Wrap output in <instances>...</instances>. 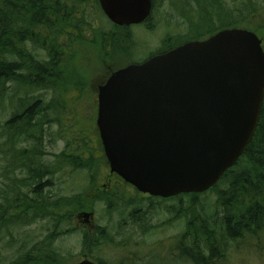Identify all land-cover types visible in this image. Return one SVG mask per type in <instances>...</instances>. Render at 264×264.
I'll return each instance as SVG.
<instances>
[{"label":"trees","instance_id":"1","mask_svg":"<svg viewBox=\"0 0 264 264\" xmlns=\"http://www.w3.org/2000/svg\"><path fill=\"white\" fill-rule=\"evenodd\" d=\"M185 4L201 15L197 24L191 22L188 25L200 31V26L205 23V31L203 29L198 34L193 32V36H189L190 41L206 39L231 28H247L264 39V27L258 29L254 24L264 11V0H186ZM178 13L183 17L182 13ZM108 28H113V24L102 11L99 0H0V103L6 90L11 87L26 95L48 90H53L55 95L71 89L84 92L87 81L81 79L84 77L81 74L78 75L80 79H68L67 62L72 59L74 47L78 45L83 48L97 46L100 48L99 55L103 54ZM122 29L126 30L127 27ZM126 41L127 49H132L128 37ZM113 44L114 39L108 38L107 58L115 48ZM31 46L35 47L36 54L30 50ZM170 47L166 50L172 49ZM131 54L132 50H127L126 57ZM8 84L11 86L8 87ZM58 102L52 99L45 104L42 100H36L6 123L2 138L7 142L5 155L11 159L8 165L11 169L32 168L36 152L31 156L25 149H19L18 144L24 135L37 128L40 118L60 124L61 106L58 104L61 102ZM31 126L35 128L30 129ZM98 148L109 168L100 138ZM62 164L65 166L61 170L67 167L89 173L91 170L90 166L83 165L75 155H68L67 152L60 155L58 167ZM51 174L46 170L44 174L31 176L29 184L18 186L21 189L34 188L38 199L23 195L17 191L18 188L6 189L2 194L0 234L10 232L12 227L31 225L39 219H50L53 224L42 241L25 251L20 250L8 264H66L57 241L71 232L73 215L69 208L72 206L67 201L72 199L78 205L72 208L73 211L88 210L90 206L87 202H80L78 198L82 195L68 197L65 201L49 199L44 193L52 180L44 179ZM224 183L226 187L220 189ZM211 192H217L220 211H199L197 198ZM173 199H178L180 203L189 199V204L182 205L184 211H180L178 216L184 219L186 228L176 241H171L177 253L171 254L173 260H166L168 264H228L230 243H239L247 236L260 237L264 231V105L252 142L218 184L205 193L184 194ZM119 202L120 199L115 206ZM112 205L113 201H108L109 208ZM99 241L107 246L117 243H114L107 229H100L96 237L94 233L86 235L85 257L97 264H104L99 257L95 258L96 255L90 253L98 248ZM117 247L122 248L123 244H117ZM149 264L163 263L152 259Z\"/></svg>","mask_w":264,"mask_h":264},{"label":"rangeland","instance_id":"2","mask_svg":"<svg viewBox=\"0 0 264 264\" xmlns=\"http://www.w3.org/2000/svg\"><path fill=\"white\" fill-rule=\"evenodd\" d=\"M185 3L186 0H153V11L147 23L126 30L114 27L113 24V28L106 29V47L101 55L98 53L100 48L94 45L74 47V55L67 62V77L80 79L78 75H83L81 79L87 81L84 92L78 93L71 89L55 95L53 90H48L26 95L25 92L11 87L6 90L0 103V202L4 190L29 184L31 176L44 174L47 170L52 173L44 179L52 180L44 193L49 199L65 201L68 197L82 195L78 198L80 202H87L90 206L88 210L73 211L78 205L72 199L67 201L73 208H69L73 215L71 232L57 241V247L64 255L66 264H77L85 258L86 235L91 236L94 233L96 237L100 229H107L114 243L123 244L119 248L117 244L107 246L102 241L97 243L98 248L90 253L95 254V258L99 257L104 264H149L152 259L168 264L166 260H173L171 254L177 253L171 241H176L186 228L184 219L178 216L180 211H184L182 205L188 206L189 199L180 203L178 199L150 197L112 175L99 152L100 136L96 122L98 88L107 81L112 72L132 63L143 62L165 51L169 46L173 48L190 41L189 36H193V32L198 34L203 29L205 31V23L200 26V31L195 26L192 28L188 25L191 22L197 24L201 15ZM255 21L258 29L264 27V11ZM110 37L114 39L115 48L107 58ZM127 37L132 49H127ZM30 50L37 53L34 46ZM127 50H132L128 58ZM52 99L62 104H58L61 106L60 124L49 123L40 118L37 128L24 135L18 144L19 149H25L31 156L36 152L32 168L11 169L8 166L11 159L5 155L7 142L2 138L6 123L36 100L48 104ZM33 128L35 127H30ZM65 152L75 155L83 165L90 166V173L74 171L70 167L61 170L65 164L58 167L59 159ZM225 187L224 183L220 189ZM33 189L25 187L18 188L17 191L29 198L38 199L39 196ZM119 199L120 204L115 206ZM110 200L113 201L111 208L108 206ZM197 203L199 211H220L217 192L199 196ZM88 214H93V218H88ZM52 225L50 219H39L31 225L12 227L10 232H1L0 264H8L20 250L25 251L42 241L49 234ZM229 249L228 264H264V231L259 238L247 236L239 243H230Z\"/></svg>","mask_w":264,"mask_h":264},{"label":"water","instance_id":"3","mask_svg":"<svg viewBox=\"0 0 264 264\" xmlns=\"http://www.w3.org/2000/svg\"><path fill=\"white\" fill-rule=\"evenodd\" d=\"M99 2L119 27L153 9L152 0ZM263 105V41L232 28L113 72L98 88L96 123L111 174L168 199L216 186L252 142Z\"/></svg>","mask_w":264,"mask_h":264},{"label":"flooded vegetation","instance_id":"4","mask_svg":"<svg viewBox=\"0 0 264 264\" xmlns=\"http://www.w3.org/2000/svg\"><path fill=\"white\" fill-rule=\"evenodd\" d=\"M123 67H125V66H123ZM116 176V175H115ZM118 177V176H117Z\"/></svg>","mask_w":264,"mask_h":264}]
</instances>
